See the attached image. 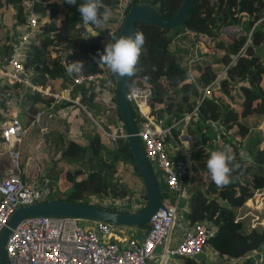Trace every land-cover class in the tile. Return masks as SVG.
Masks as SVG:
<instances>
[{
    "label": "trees",
    "instance_id": "1",
    "mask_svg": "<svg viewBox=\"0 0 264 264\" xmlns=\"http://www.w3.org/2000/svg\"><path fill=\"white\" fill-rule=\"evenodd\" d=\"M137 1L139 0H134V3ZM182 1L151 0L165 18L173 16ZM81 3L83 0H77L76 5H70L66 0H33V7L40 16V29L37 32L40 44L35 41L29 43L25 59L27 69L34 71L31 75L33 81L40 84H46L48 81L52 83L60 81L67 84L72 81L75 74L67 72V67L72 61H83L87 69L94 67L93 57L98 51L104 50L103 45L107 36L100 33L99 36L90 37L88 40L81 36V26L78 25L83 23L78 11ZM100 3L102 6L109 7L111 12L116 6V0H100ZM263 11L264 0H197L186 21L178 27L168 29L150 23L138 25V32L144 35L145 43L131 84L142 83L139 76L146 77L154 86V101L166 104L165 108L162 107L159 110L160 113L166 112L177 118L191 114L188 126L189 129L196 131L191 134L188 129V132L193 140L194 137L198 138V133L202 138V144L196 147L193 142L191 155L194 162L207 171L206 161L211 153L207 146L212 136H208L205 131L211 125H215L213 121L224 126L225 134H229L235 126H238L244 136L249 133V127L243 118L253 114H264V30L256 28L248 44H246L247 35H224L221 32V27L231 23L242 24L245 30L250 31L262 17ZM26 13L27 7L24 0H0V29L8 31L9 45H6V52L10 50L9 54L14 49L13 43L18 41L17 25L27 20ZM173 31L178 33L177 36L181 32H190L197 40L205 39L207 43H210L217 35L223 34L216 44L223 51L220 61L228 66V69L218 89L211 90V95L203 96L204 88L217 77L213 62L201 59L195 60L191 67L183 65L176 53L170 49L171 43L175 40ZM225 36L233 38L234 41H229ZM59 52L65 54V63ZM234 55L237 59L231 64ZM7 57L0 59L3 61ZM191 70L197 72L195 81L190 80ZM4 84L7 86H2L0 103L13 111L18 104L15 96L20 93V87L24 84L16 81L1 85ZM237 84H240L242 93L235 95L232 94V90ZM25 89H27L24 93L25 102H29L28 107L32 112L30 121H32L39 111L36 104L51 105L55 98L31 87H25ZM173 90L181 91L182 99L168 102L164 96L165 92ZM79 92L83 101L88 99L94 102L102 97L97 92L89 94L87 86H81ZM223 94L229 97L227 101L222 100ZM67 102L70 101H65ZM116 110L120 114L119 109ZM135 115L138 121V112L135 111ZM10 117V113L0 114V130L2 122ZM195 125L197 126L194 127ZM178 133L179 129H174V137L180 140V133ZM168 141L171 144L174 143L170 137ZM229 144L234 163L239 167L233 168L231 182L223 188H218L211 178L209 180L200 178L199 187L196 188L191 199L189 220L195 222L209 218L216 221L219 230L210 239L212 248L220 256L240 258L264 246V225L252 226L249 220V226H247L248 217L237 219L240 208L249 210L245 202L253 195V191L264 187V147H259L257 141L250 147L254 158V162H251L240 155L241 140L230 141ZM62 152L67 161L82 164L88 160L92 167L83 178L79 177L80 172H83V166L80 169H67L66 177L71 188L65 195L52 196L50 199L56 198L119 210L117 207L95 204L87 195L113 193L126 196L135 191L129 182L118 179L115 173L126 177L128 171H134L139 177L141 187L143 185L142 175L127 137L117 139L114 148H107L104 136L95 133L87 145L69 139L64 144ZM109 157L110 161H108ZM95 160L98 162L95 163ZM119 162L121 165L117 170ZM156 178L159 182L157 175ZM67 179L58 175L56 178L53 177L54 182H61L60 190L65 188L64 183ZM160 189L164 196L166 191L161 187ZM143 208L144 206L138 210ZM147 224L148 222L143 227ZM196 262V258L189 257L184 260V264ZM250 263H252L251 260L246 261V264Z\"/></svg>",
    "mask_w": 264,
    "mask_h": 264
},
{
    "label": "built area",
    "instance_id": "2",
    "mask_svg": "<svg viewBox=\"0 0 264 264\" xmlns=\"http://www.w3.org/2000/svg\"><path fill=\"white\" fill-rule=\"evenodd\" d=\"M139 1L151 2V0ZM24 3L29 6L27 20L26 23L17 25L18 41L13 43L14 49L7 57L8 63L0 69V77L10 83L19 81L25 87L37 89L43 94L48 93L55 98L51 105H44L36 113L34 120L40 121L46 112L49 116L54 115L55 111L52 109L61 101L75 103L93 117L90 107L83 103L79 92L81 86H87L89 94L97 92L102 95L101 99L94 100V103H101L107 110L118 109L116 91L119 78L106 66L99 68L96 62L93 68L74 74L72 81L60 90H52L50 86L31 79L32 73L25 66L26 48L32 41L40 44L37 37L40 16L33 7V0H24ZM133 3L134 0H116L113 10L114 20H109L112 23L106 27V31L101 26L98 28L92 24L79 23L81 36L84 38L94 31L104 33L107 36L103 45L105 48L110 40L109 32L117 36ZM262 19L261 17L250 31L245 30L241 25L239 27L231 23L221 27V32L226 35H247L246 44H248L253 31L261 28L259 24ZM59 55L65 63V54L59 52ZM236 55L231 64L237 59ZM227 69L228 66H224L222 73L217 74L215 80L204 88L203 96L211 95V90L220 83ZM139 78L142 79V83L134 84L139 91L129 100L134 111L139 115L136 124L146 156L152 168L153 165L155 166L153 168L155 175L158 173V178L164 179L167 186L164 189L166 194L161 196L160 206L147 226L134 227L77 216H32L21 220L8 238L7 253L11 264H184L185 258L197 259L205 247L211 245L210 239L218 232L219 225L209 218L195 222L188 220L181 234L173 236L175 223L179 217H184L181 206L183 191L192 173L194 159L191 155V135L187 130L179 134V139L186 145L175 140L176 142L171 144V149L168 150L165 143L169 137L174 138V129L178 128V125L183 122L186 125L189 123L191 114L177 118L166 112L160 113L159 110L165 108L166 104L155 102L154 86L146 77L139 76ZM101 121H96L97 127L107 138L116 141L127 137L125 128L117 125V122L103 124ZM213 123L222 125L219 122L213 121ZM27 133L28 127L17 113L1 124V142L9 155L12 169L0 176V230L7 225L18 207L50 199L57 189V183L46 170L36 174L34 179L23 175L22 145ZM219 142H221L220 138L218 144ZM208 150L211 148L208 147ZM239 151L243 158L254 162L250 149L244 144H240ZM41 170L42 168L39 169ZM203 178L209 180L211 175L207 172ZM245 204L249 210L243 212L244 208H240L237 219L250 215L252 226L264 225V187L255 189ZM255 209L263 213L253 212ZM82 220L90 221L91 224L84 225ZM128 229L134 231L127 235L125 231ZM259 250L251 251L244 256V259L251 260L250 264H264L263 251ZM195 264L203 263L197 260Z\"/></svg>",
    "mask_w": 264,
    "mask_h": 264
},
{
    "label": "rangeland",
    "instance_id": "3",
    "mask_svg": "<svg viewBox=\"0 0 264 264\" xmlns=\"http://www.w3.org/2000/svg\"><path fill=\"white\" fill-rule=\"evenodd\" d=\"M26 7H27V11H28L29 6L26 5ZM114 15H115V11H112L110 19H113ZM26 18H27V16H26ZM262 18L263 19L259 25H260L261 29L264 30V11L262 12ZM245 21H247V20H245ZM24 23H26V21ZM111 23H112L111 21H108V23L102 25L101 28L106 31V27L110 26ZM237 25L239 27H241V26L243 27L242 24L240 26L237 23ZM7 32L8 31L6 29H0V39H1L0 40V58H2V59L5 56H8L9 52H10V50L8 53L6 52V45L7 46L9 45L7 43L9 40V38H8L9 34L7 35ZM172 33L174 34L175 40L171 43L170 49L174 53H176L177 58L181 61V63L183 65H185L187 67H191L197 58H201L202 60H206L208 62H213V66L216 69L217 74L222 73V71L224 70V66H225L223 64V62L220 61V58L223 55V51L219 47H217L216 43L218 41H220L219 39H221L220 37H223V34H220V36L217 35V37H214L210 43H207L205 39L197 40L192 33L187 32V31L181 32L178 36H177L178 33H176L175 31H173ZM236 36H238V35H236ZM225 37H227L226 39H229V41H231V42L234 41V39L229 37V36H225ZM0 61H1V59H0ZM214 61H217V62H214ZM84 69H87V67H84ZM29 71L31 73L34 72L31 70H29ZM196 73H197L196 71L191 70V76H190L191 79L190 80L195 81ZM50 82H52V81H50ZM44 85L46 86V84H44ZM239 85L240 84H237V86L232 90V94L236 95L238 93H242ZM218 87H219V83L216 84L215 87H213V88L218 89ZM20 90H21V92H23L22 97H25L24 92L27 89H25V87L22 85L20 87ZM193 94L195 96L197 95L195 93H193ZM182 95H183V93L181 91L173 90V91H166L164 96H165L166 100L169 102L171 100L174 101V100L182 99ZM17 96L18 95L15 96V101L20 104L21 102H20V100L17 99ZM197 98H198V96H197ZM228 98L226 97L225 94L222 95L223 101H225V100L227 101ZM85 101H87V103H90V100H88V99ZM23 103H26L28 105L29 102H25V100H24ZM87 103H85V104H87ZM52 110L55 111V108H53ZM82 112L83 113H80V114L84 118V120L82 122L83 126L81 127V130L83 132L80 135V138L83 139L85 137L86 141H84V142L87 145L89 143V139L93 135H95V133L99 134V135L103 134V133H101V131H99L97 124H96V121H100L101 119L98 116H96V114H98L96 112L92 111V115L94 118L92 116H90L86 110L83 109ZM6 114H8V113H6ZM99 115H101V114H99ZM119 117H121L120 114H119ZM243 121L246 122V124L249 127V133L247 135H244V136L241 134V131L239 130L238 126H235L229 132V134H225V129H224L223 125H219V124L211 125V127L207 128L205 131L208 136H212V139H211V141H209V145L207 147H210L211 151L216 150V149H222L224 146H229L230 141H235V140H238V141L241 140V145L244 144L250 150H251L250 147L256 141H257V144H259V147L260 146L264 147V114H253V115L247 116L246 118H243ZM27 122H29V119L27 120ZM101 122L104 124L103 121H101ZM111 122H114V121H111ZM188 125L189 124L186 125V123L183 122L181 125H178V128H176V129H179V133H180V131H182V132H184L185 130L188 131V129H189ZM196 126L197 125H195L194 127H196ZM195 131L196 130L189 129V132L191 134H194ZM28 133H29V126H28ZM28 133L25 135V137L28 135ZM59 133H60L59 130H56V135L51 137L52 141L54 143V147L50 148V150L49 149L46 150V148L51 146V144L48 141L42 145V147L40 149L41 154H40V157L38 160L39 161L38 165H40L42 170L39 171L38 173H41L42 171L46 170L54 178H56V176L58 175V176H62L63 178L65 177L67 179V177H66V170L67 169H80L81 166H83L84 167L82 170L83 172H80V174H79V177L83 178L84 176L87 175V173L89 172V169L92 167V165L90 164V162H88V160H85L82 164L81 163L80 164L68 163L67 161L63 160L64 158L62 159V155H63L62 151H63V146L65 143L61 141V139L63 138L62 137L63 134H59ZM102 136H104V134ZM219 138L221 139V142H219V144H218ZM0 140H1V138H0ZM24 140H25V138H24ZM172 140H173V142H176L175 140H177V138L174 137ZM190 140L195 142L194 143L195 147H196V145L202 144V138L200 137L199 133H198V138L194 137V140H193V137L191 135ZM116 141H114L111 138H107L106 136H104V143H105V145H107V148L108 147L114 148V146L116 145ZM177 141H179L180 144L182 143V145H186V143L182 142L181 140H177ZM165 145H166V148L168 150L171 149L170 148V145H171L170 141H166ZM195 147H193V148H195ZM105 155H106V153H105ZM46 156H47V159L51 160L50 162L52 164L50 166L46 160ZM27 158H30V156H28ZM108 161H110V157L108 158ZM21 162L23 165L25 162L24 156L21 159ZM96 162H98V161L95 160V163ZM120 165H121V162L118 163L117 170H119L118 167H120ZM153 168H155L154 165H153ZM73 171H75V170H73ZM207 172L209 173V171L200 167L198 165V163H196V162L193 163L192 177L196 181L195 183L197 185L200 184V178L205 177V173H207ZM158 175L159 174L157 173V176ZM115 176L118 177V179H120V180L121 179L126 180L127 181L126 183L129 182L132 185V187L135 188V191L131 192L130 194H128L126 196H119V195H115L113 193H99V194H94L91 196L87 195V197L90 199L91 202H93L95 204H102L104 206L106 205V206L117 207V208L122 209V210L127 209L128 211L129 210L130 211H138V209H140L141 207L146 205L147 196H146V189H145L144 183L141 187V183L139 182V177L136 175V173H134V171H128V173L126 174V177H122L117 173H115ZM158 179H159L158 183L162 187L163 186L162 179L161 178H158ZM60 183L61 182L57 183V189L53 193V196L58 197L61 195H65L66 191L71 188V184H70L68 179L65 181V183H64L65 188L62 190H60V187H59ZM184 203H185V200L182 201L181 206ZM244 211H246L245 208L243 209V212ZM254 211L258 212V210H256V209L253 210V212ZM184 215L186 218H189V212L188 211H185ZM248 216H249L248 217L249 219L247 221V226H249V223H248L249 220H250V224L252 225V220L250 219L251 216L250 215H248ZM186 218L183 219V218L179 217L178 222H181V219L186 220ZM82 224L87 225V224H91V223H90V221L82 220ZM176 225H177V223H176ZM134 227H136V226H134ZM133 231L134 230L128 229L127 231H125V234L129 235ZM177 234H181V231L179 229H177V227H175L173 236L175 237V236H177ZM159 249H161V248H159ZM259 249H260L259 251H263V254H264V246L260 247ZM197 260L199 263H203V264H246L247 258L244 259V256H242L240 258H224V256H220L218 253H215V251L213 250V248L210 245H207L205 247L203 253L199 254V256L197 257Z\"/></svg>",
    "mask_w": 264,
    "mask_h": 264
},
{
    "label": "water",
    "instance_id": "4",
    "mask_svg": "<svg viewBox=\"0 0 264 264\" xmlns=\"http://www.w3.org/2000/svg\"><path fill=\"white\" fill-rule=\"evenodd\" d=\"M196 1L183 0L175 14L167 18L163 16L158 6L152 2L137 1L131 5L117 37L137 32L139 23H150L168 29L178 27L186 21ZM7 63V59L0 61V69ZM131 80L132 78L129 79L128 77L118 80L116 101L121 117L117 120V125L125 128L127 139L142 175L147 195V203L144 208L138 211L115 210L56 198L21 205L11 216L7 225L0 230V264H11L7 253V241L13 228L25 218L38 215H65L103 220L128 226H143L157 211L160 206L162 193L138 134L135 111L127 95L128 85Z\"/></svg>",
    "mask_w": 264,
    "mask_h": 264
},
{
    "label": "crops",
    "instance_id": "5",
    "mask_svg": "<svg viewBox=\"0 0 264 264\" xmlns=\"http://www.w3.org/2000/svg\"><path fill=\"white\" fill-rule=\"evenodd\" d=\"M33 74L34 72H32V75ZM2 83H10V82L5 81L3 78H0V85ZM46 85L50 86L52 90L54 88H55L54 90H56V89H60L66 86V84H63L60 81L59 82L56 81L54 82V84L48 81ZM2 86L5 87L7 86V84L0 86V93L2 90ZM19 92L20 93L18 94L17 99L20 100L21 103L17 104V108H15L13 111H10L8 106L0 103V114H6L10 112V114H12L11 116H13L14 113H17V115L22 120V122L27 127L29 126V133L25 137L24 143L22 145V155L24 156V160H25L23 164L24 166L22 165V169H23V175L25 177L34 179V176L38 174L39 169L41 168L40 165H38L39 164L38 160L41 154L40 149L42 145L47 141L51 144V146L46 148V150L47 149L50 150V148L54 147V143L51 137L56 135V130H59L60 132L59 134H63L62 135L63 138L61 139L62 142L66 143L69 139H74L78 143L82 145H86V143L84 142L86 141L85 140L86 138L85 137L83 139L80 138V135L83 132L81 130V127L83 126L82 122L84 120V118L81 116L80 113H83L82 112L83 108H80L79 106L75 105V103H72V102L65 103V101H61L60 103L56 104L54 115L50 114L52 116H49V114L46 112V114H44V116L42 117L40 121H35L34 119L30 121V116L32 112L30 111L28 105L26 103H23L25 100V97H22L23 92H21V90ZM76 92L74 93L77 94ZM8 94H10V92H8ZM44 95H50V94L47 93ZM83 103L85 104L87 103V101H83ZM87 104L93 112L98 113L96 114V116H98L105 123L106 122L113 123L111 121L117 122L118 118H120L117 110L115 109L107 110L106 107L99 102L94 103L90 101V103H87ZM44 105L45 104L43 103L36 104L39 110L42 109ZM28 119H29V122H27ZM191 145L193 146V141H191ZM28 156H30V158H27ZM63 158L64 157L62 155V159ZM46 160L50 166L52 164L50 162L51 160L47 159V156H46ZM63 160L67 161L66 158H64ZM67 162L71 163L69 161ZM11 169L12 168L10 165L9 155L5 151V148L0 140V176L9 172ZM61 180L63 179L61 178ZM162 182H163V186L162 187L160 186V187L163 189H166L167 186H166L165 180L162 179ZM195 182L196 181L193 179L192 173H191L188 178V182L185 185L184 191H183V200H185V203L182 205L183 214L185 213V211L189 212V209L191 208V199L193 197L194 191L196 190V188L199 187L198 186L199 184L197 185ZM183 216H184L183 219L186 218L185 215ZM183 219H181V222L177 221L176 222L177 225L176 223L174 225V228L177 227V229H179L181 232L184 229L185 225L188 223L189 218H186V220H183ZM215 253H218V252L215 251ZM224 258H229V257L227 255H224Z\"/></svg>",
    "mask_w": 264,
    "mask_h": 264
},
{
    "label": "clouds",
    "instance_id": "6",
    "mask_svg": "<svg viewBox=\"0 0 264 264\" xmlns=\"http://www.w3.org/2000/svg\"><path fill=\"white\" fill-rule=\"evenodd\" d=\"M66 2L70 5H76L77 0H66ZM101 8H103L102 11ZM78 11L85 25L92 24L98 28L108 23L111 17V9L102 6L100 0H83V3L78 6ZM99 35L100 32L94 31L91 35H85L84 38ZM109 36V42L106 43L103 51H98L96 56L93 57L94 61L99 68L106 66L119 79L132 78L135 75L136 65L145 43L144 35L137 31L119 37L109 32ZM83 70V61H72L67 67L69 74H79ZM138 91L134 84L130 83L127 91L128 98L133 99ZM206 166L212 181L218 188L227 186L231 182L233 168L239 167L238 164L234 163V156L231 154L229 146L211 151Z\"/></svg>",
    "mask_w": 264,
    "mask_h": 264
}]
</instances>
